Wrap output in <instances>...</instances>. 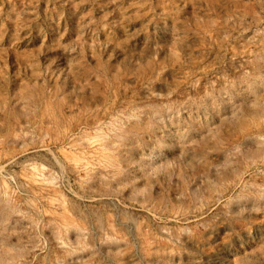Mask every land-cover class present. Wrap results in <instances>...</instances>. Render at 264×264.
I'll list each match as a JSON object with an SVG mask.
<instances>
[{"label":"rangeland","instance_id":"374dc122","mask_svg":"<svg viewBox=\"0 0 264 264\" xmlns=\"http://www.w3.org/2000/svg\"><path fill=\"white\" fill-rule=\"evenodd\" d=\"M0 264H264V0H0Z\"/></svg>","mask_w":264,"mask_h":264}]
</instances>
